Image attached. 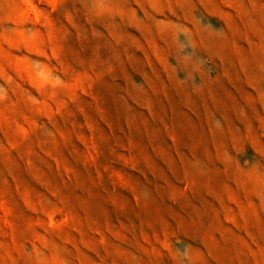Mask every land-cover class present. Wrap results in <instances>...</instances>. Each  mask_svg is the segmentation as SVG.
<instances>
[{
  "label": "rangeland",
  "instance_id": "374dc122",
  "mask_svg": "<svg viewBox=\"0 0 264 264\" xmlns=\"http://www.w3.org/2000/svg\"><path fill=\"white\" fill-rule=\"evenodd\" d=\"M0 264H264V0H0Z\"/></svg>",
  "mask_w": 264,
  "mask_h": 264
}]
</instances>
